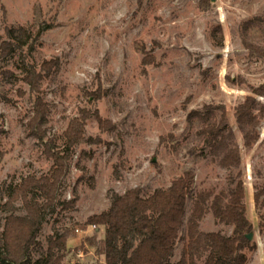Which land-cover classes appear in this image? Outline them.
<instances>
[{
    "label": "rangeland",
    "instance_id": "rangeland-1",
    "mask_svg": "<svg viewBox=\"0 0 264 264\" xmlns=\"http://www.w3.org/2000/svg\"><path fill=\"white\" fill-rule=\"evenodd\" d=\"M249 20L258 21L250 33L259 32L264 0H0V71L16 75L6 81L0 75L2 218L9 214L2 208L7 200L2 193L28 175L48 174L54 164L45 143L25 132L34 109L23 81L28 66L39 69L52 58L60 62L42 81L51 108L48 136L58 148L64 146L70 120L82 109L92 112L61 204L46 218L33 259L47 253L48 236L59 231L69 233L65 264L106 263L105 227L86 226L89 217L108 209L114 192L139 187L147 197L191 170L193 194L172 263L182 257L196 193H219L242 180L251 238L257 243L248 264H264V111H257L259 139L251 146L236 118V108L264 84V59L250 55L243 43L242 27ZM10 27H26L31 39L23 51L2 57ZM97 93L95 100L90 94ZM257 101L264 108V96ZM206 105L226 109L241 150L240 168L221 167L204 149L200 126L188 117ZM96 112L110 129H100ZM76 196L75 207L65 208L64 202ZM16 204V213H25L22 202ZM200 229L233 233L212 212Z\"/></svg>",
    "mask_w": 264,
    "mask_h": 264
},
{
    "label": "trees",
    "instance_id": "trees-1",
    "mask_svg": "<svg viewBox=\"0 0 264 264\" xmlns=\"http://www.w3.org/2000/svg\"><path fill=\"white\" fill-rule=\"evenodd\" d=\"M256 20L243 24V43L250 55L264 59V25L259 32L250 33ZM219 29H221L219 27ZM31 39L26 27L8 29V38L1 44L2 57H8L24 47ZM58 59H45L38 69L29 65L23 81L30 88L34 102L33 115L26 123L25 132L39 139L47 147V156L54 161L48 174L28 175L21 182L12 185L2 193L7 200L2 208L9 212L0 216V264H65L69 233L54 232L47 238V253L33 259L34 248L40 246L38 236L46 218L56 212L61 204L60 194L71 171L76 146L86 140V126L92 116L91 109H82L80 115L70 120L63 134L64 146L58 148L55 140L48 136L47 123L50 103L45 99L42 81L57 71ZM3 80L15 77V72L0 71ZM98 99L100 93L90 94ZM264 96V84L254 88L244 103L236 108L239 127L244 130L245 144L253 145L259 139L257 127L264 111L257 101ZM95 118L102 130L112 126L99 112ZM189 121L198 124L204 149L225 169L240 168L241 150L235 142L229 116L222 105H206L204 109L189 113ZM3 130L0 128V133ZM93 138H88L92 141ZM236 180L235 178L232 179ZM195 175L187 170L175 179L168 188H157L147 197L142 196L139 187L123 194L114 192L110 207L94 214L86 226L105 227L103 240L106 263L98 264H173L171 258L181 238L189 197L193 194ZM22 202L25 213L17 214ZM77 196L64 202L65 208H74ZM212 212L218 223L233 227V233L206 232L200 223L206 214ZM253 224L247 215L245 187L242 180L236 185L222 189L219 193L202 190L196 193L193 208L187 221V235L182 257L176 264H196L205 258L203 264H248L250 256L257 250V243L251 238Z\"/></svg>",
    "mask_w": 264,
    "mask_h": 264
}]
</instances>
